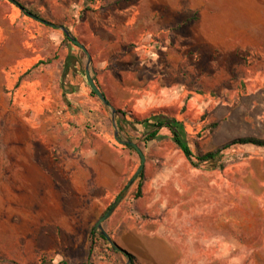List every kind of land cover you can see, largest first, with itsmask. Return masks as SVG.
<instances>
[{
    "label": "rangeland",
    "instance_id": "374dc122",
    "mask_svg": "<svg viewBox=\"0 0 264 264\" xmlns=\"http://www.w3.org/2000/svg\"><path fill=\"white\" fill-rule=\"evenodd\" d=\"M17 1L41 18L48 6L58 12L59 6L136 2ZM13 6L9 0H0V259L10 256L29 264L22 256L30 252L22 249L31 242L32 211L41 210L43 197L57 198V188L63 191L61 205L67 209L64 201L72 198V190L85 195L88 184L92 195H102L98 202L83 196L73 206L86 212L87 224L44 226L47 234L56 231L63 241L33 264H46L43 261L56 253L67 264H126L125 254L105 238L95 235L91 244L87 237L93 227L100 233L96 222L124 187L100 225L117 246L134 255L136 264H264V147H223L236 137L264 138V0H178L177 6L160 5L163 28L167 26L162 38L169 35L179 47L188 46L194 65L187 70L183 65L178 72L189 97L183 105L181 93L177 105L165 115L180 123L193 154L219 153L213 160L192 165L169 140L145 145L146 124L134 129L122 122L119 137L135 142L144 156L140 169L139 154L114 139L111 111L91 93L82 51L64 38L55 22L47 20L54 25L49 29ZM68 23L71 34L81 35L76 21ZM63 58L67 63L77 61L79 70H65L67 77L59 81L79 88L83 107L99 114L86 125L98 136L91 170L81 169L78 162L84 157L77 153L63 155L41 147L31 152L15 144V124L10 118L14 81L18 76L19 86L44 77L54 97L57 80L49 73ZM33 64L27 77L19 76ZM163 127L158 130L169 136V129ZM26 229L17 237L13 234Z\"/></svg>",
    "mask_w": 264,
    "mask_h": 264
},
{
    "label": "crops",
    "instance_id": "0c3cea01",
    "mask_svg": "<svg viewBox=\"0 0 264 264\" xmlns=\"http://www.w3.org/2000/svg\"><path fill=\"white\" fill-rule=\"evenodd\" d=\"M47 2L57 3V0H47ZM153 4L154 6H151ZM160 5L177 6L178 0H136L130 6H59L58 12L50 9L52 6H48L43 11V19L55 22L58 28L62 26L67 27L68 30L69 20H74V23L76 21L81 27V35L75 34L76 36H74L69 33L87 50L90 56V74L98 89L115 108L113 117L118 131L121 129L122 122H128L132 127L142 129L144 123L136 121L151 115L168 114L167 110L177 105L178 96L181 93L184 96L183 105L187 99L188 95L183 91L189 89L186 85L183 90L184 79L178 77V72L183 65L186 70L189 66L194 67V65L191 63L188 46L179 47L177 40L172 39L169 35L167 38H162V35L166 34L167 26L163 28ZM16 7L19 8L17 5ZM19 9L23 11V9ZM9 19L11 18L9 17ZM42 25L52 29L47 24ZM64 34L62 31V35ZM69 42L73 45L70 40ZM78 48L84 54L85 66L87 56L80 47ZM76 62L75 64L67 63L63 58L55 63L56 66L49 73L53 79L57 80L58 88L54 89V97L50 93V87L45 86L44 77L41 80H33L34 82L31 84L23 82L17 86L20 80L17 76L14 81L16 87L13 91L14 98L10 104V118L15 124L13 136L16 146L31 148V152L33 149L41 147L47 150H57L63 155L77 153L84 157L78 162L81 169L91 170L92 156L97 148L98 136L96 132L86 130V125L94 122L99 114L83 107L84 104L79 98V88L76 90L64 82L68 90L64 97L61 84H59L62 82L59 81L62 76L66 75L67 77L65 70H79ZM26 63L25 60L20 65ZM34 66L35 64L26 68L19 76L27 77ZM23 93L27 96H23ZM40 122H42L41 127ZM23 125L25 126V136L21 132ZM19 126L20 131L17 130ZM135 127L133 128L135 129ZM41 128L42 130H39ZM162 129L164 130L165 127ZM129 133L130 131H127V134ZM157 134L160 136L157 138L159 141L169 140L168 143L174 144L171 134L168 136L159 130ZM119 136L121 135L118 134ZM119 139L124 140L120 137ZM67 187L72 190L71 185ZM86 187L88 189L90 185L87 184ZM87 189L85 195L79 190L77 192L72 190V198L64 201L69 204L66 205L67 209H63L61 205L63 191L59 188L56 190L59 195L57 198H42L40 201L43 204L41 210L31 213L32 222L29 223V226L32 227L29 229L31 242L24 243L22 249L30 253L28 252L29 255L25 253L22 256L24 260L29 264L37 263L39 258L57 250L59 244L61 245L63 239L56 236V231L47 234L44 226H68L67 228H69L77 224H87L86 212L81 213L77 210L76 212L73 210V206L82 201L83 196L85 199L91 197L96 202L102 196L92 195ZM47 192L46 194L49 196ZM59 205H61L60 208ZM50 215L52 216L50 217ZM80 216H84V218L80 219ZM27 231V229L23 232L18 230L13 234L17 237V233ZM64 244L66 243L64 242ZM1 249L3 250V248ZM48 259L53 264L63 260L57 253L49 256ZM0 264L25 263L9 256L0 259Z\"/></svg>",
    "mask_w": 264,
    "mask_h": 264
},
{
    "label": "trees",
    "instance_id": "16d2710c",
    "mask_svg": "<svg viewBox=\"0 0 264 264\" xmlns=\"http://www.w3.org/2000/svg\"><path fill=\"white\" fill-rule=\"evenodd\" d=\"M11 2L17 6L19 5V7L21 5L17 0H13ZM21 7H23V6L21 5ZM23 11L27 15H29L31 17L33 16L34 19H36L37 21H40V22L45 23L47 25L54 26L53 24H51V23L47 22L46 20H44L43 18H41L37 13L27 11L24 7H23ZM64 38L66 40H68V38L65 34H64ZM66 87L67 86H65L64 83L61 82L62 96H64V97H65V93L68 91ZM91 93H92V95H95V93L92 90H91ZM136 122L146 124V127L144 128L145 135L143 137V142L145 145L148 144L150 141L155 140V139L160 137L157 134L158 128H160L162 126L167 127L171 133V140L173 141L175 146L182 152L183 156L192 165H196L197 163H202L205 161L213 160L215 158V156L219 153V150L218 151L216 150V151H206V152L201 153V154H193L190 147L188 146V144L185 141L184 131L182 130V128H181L182 126L180 125V123L177 122L176 120H174L173 118H170L166 115H163V114L151 115L148 118H145L143 120L136 121ZM232 144H252V145L264 147V138L253 137V136L236 137V138H233L230 143L224 145L223 147L225 148V147H228L229 145H232ZM125 145L131 147L129 144H125ZM138 177L140 178L141 175L138 174ZM124 189H125V187L122 188L117 193V195L114 197L113 201L106 208L107 210H111L116 205V203L119 201ZM139 191H140V181L137 182V186H136V194L137 195L139 194ZM95 235H97L100 238H103L102 235L95 230V227H93L89 231V241L91 244L94 243ZM125 256L128 258L129 264H136L135 263V257L132 253L127 252L125 254ZM43 263L53 264L50 260H48V262L43 261ZM55 264H67V263L64 260H59Z\"/></svg>",
    "mask_w": 264,
    "mask_h": 264
},
{
    "label": "water",
    "instance_id": "95a60500",
    "mask_svg": "<svg viewBox=\"0 0 264 264\" xmlns=\"http://www.w3.org/2000/svg\"><path fill=\"white\" fill-rule=\"evenodd\" d=\"M10 1H13V0H10ZM18 7H19V5H18ZM19 8L23 9V7H21V5H20ZM32 17H33V16H32ZM33 18H34V17H33ZM60 28H61V30L65 33V35L67 36V38H68L73 44L77 45L78 47H80V48L85 52V54H86V56H87L86 61H85V76H86V80H87V82H88V84H89L91 90L96 94V96L101 100V102H102L104 105H106V106L110 109V111H111V114H112V115H111V120H112V124H113V127H114V133H113V137H114V139H115L116 141H118V142L129 144L130 146H132L133 148H135V150H136L137 153L139 154L140 159H141V164H140V166H139L138 169H140L141 166H142V161H143V159H144V156H143L141 150L139 149V147L137 146V144H136L135 142H133V141L127 139V138H125L124 140H120V139H119V137H118V132H117V130H116V126H115V124H114V117H113V115H114V113H115V108L109 103V101L105 98V96L103 95V93L98 89V87L96 86V84H95L94 81H93V78H92V76H91V74H90V70H89L90 56H89L87 50L85 49V47L83 46V44H81V43H80V42H79V41H78L73 35H71V34L69 33V31H68L66 28H64V27H62V26H61ZM109 212H110V210L105 211L104 214H103V215L98 219V221L96 222V225L99 227V232H100V234L102 235V237L105 238V239H106V240L112 245V247H113L115 250H117V251H121V252H123L124 254H126L127 251L124 250L123 248L117 246V245L115 244V242H113V241L108 237L107 233L103 230V228H102L101 225H100V222H101L103 219H105V218L107 217V215L109 214ZM126 258H127V257H126ZM126 264H129L128 258H127V260H126Z\"/></svg>",
    "mask_w": 264,
    "mask_h": 264
}]
</instances>
